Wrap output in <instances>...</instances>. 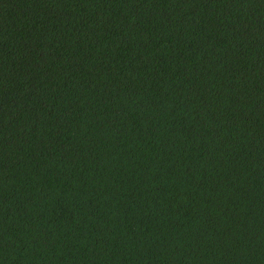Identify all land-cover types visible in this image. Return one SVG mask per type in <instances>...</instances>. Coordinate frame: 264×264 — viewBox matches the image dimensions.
<instances>
[{
	"label": "trees",
	"instance_id": "16d2710c",
	"mask_svg": "<svg viewBox=\"0 0 264 264\" xmlns=\"http://www.w3.org/2000/svg\"><path fill=\"white\" fill-rule=\"evenodd\" d=\"M0 264H264V0H0Z\"/></svg>",
	"mask_w": 264,
	"mask_h": 264
}]
</instances>
